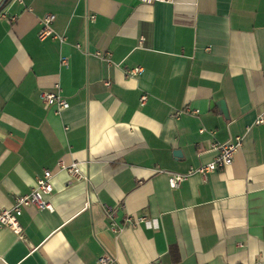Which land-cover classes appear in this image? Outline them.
<instances>
[{
	"label": "crops",
	"instance_id": "1",
	"mask_svg": "<svg viewBox=\"0 0 264 264\" xmlns=\"http://www.w3.org/2000/svg\"><path fill=\"white\" fill-rule=\"evenodd\" d=\"M4 1L0 210L46 169L53 210L25 207L22 237L0 229V264L264 261V123H254L264 109V0ZM48 13L62 41L38 39ZM56 83L69 103L60 113L40 98ZM235 137L229 166L169 186L168 172L211 161V145ZM59 161L78 162L86 178Z\"/></svg>",
	"mask_w": 264,
	"mask_h": 264
},
{
	"label": "built area",
	"instance_id": "2",
	"mask_svg": "<svg viewBox=\"0 0 264 264\" xmlns=\"http://www.w3.org/2000/svg\"><path fill=\"white\" fill-rule=\"evenodd\" d=\"M20 3H23L24 0H17ZM143 3L152 4L155 2L162 3H175L176 0H140ZM1 14V13H0ZM4 16V14H3ZM55 18L54 14L48 13L44 15L40 20V29L37 33V37L40 40H44L46 38H57L59 41H62V38L55 34L52 29V22ZM93 19L94 16H91ZM16 16H12L11 20H15ZM143 41V37H140L139 43ZM60 64L62 66L68 65V60L66 57L61 58ZM139 72L138 68L131 69L127 71L128 74L133 75ZM41 101L54 109V111L60 113L63 110L69 108V103L65 97L60 92V86L58 83L54 84V90L45 91L40 95ZM146 99V95L141 96V103ZM185 111H189L192 113H196L197 109L185 107ZM182 111H176L175 115L180 114ZM255 124H263L264 123V109L261 113L257 115L254 120ZM204 129H200V132H203ZM241 137H235L233 141L226 143H213L211 147L216 151V155L214 158L201 165L196 167H190L187 172H168L167 173V181L171 188H177L182 181L187 179L189 175L193 173H197L202 177H205L207 174L222 170L229 166L234 158L235 153L240 149L241 146ZM57 166L60 170L66 171L73 179L82 180L85 179V174L79 167L78 162H72L69 164H65L63 161H59ZM53 173L50 170H44L42 175L37 176L34 187L31 189L29 193L24 195H19L16 197V201L14 205L10 208L0 210V229L7 227L11 229L15 234L22 237L23 227L21 223V216L23 214L24 208L28 206H34L37 209H45L48 211L53 210V206L49 200L46 199V195H49L53 190L52 185ZM105 213L109 218V229L113 232H118L119 227L113 220V216L115 214V210L111 207H105ZM140 220L144 221V223L148 227L156 228L157 221L156 219H146L142 217ZM111 261V257L107 254L99 257V264H108ZM259 264H264V261Z\"/></svg>",
	"mask_w": 264,
	"mask_h": 264
},
{
	"label": "trees",
	"instance_id": "3",
	"mask_svg": "<svg viewBox=\"0 0 264 264\" xmlns=\"http://www.w3.org/2000/svg\"><path fill=\"white\" fill-rule=\"evenodd\" d=\"M5 1L7 2L8 0H5ZM5 1H4V2H5ZM4 2H3V4H4ZM1 5H2V4H1Z\"/></svg>",
	"mask_w": 264,
	"mask_h": 264
}]
</instances>
